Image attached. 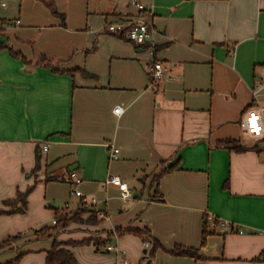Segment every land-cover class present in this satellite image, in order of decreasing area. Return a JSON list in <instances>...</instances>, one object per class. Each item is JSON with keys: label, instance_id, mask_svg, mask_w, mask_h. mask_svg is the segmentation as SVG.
Listing matches in <instances>:
<instances>
[{"label": "crops", "instance_id": "obj_1", "mask_svg": "<svg viewBox=\"0 0 264 264\" xmlns=\"http://www.w3.org/2000/svg\"><path fill=\"white\" fill-rule=\"evenodd\" d=\"M137 1L153 14L156 60L169 68L155 89L148 75L151 53L104 29L107 20L141 14L131 0H86L92 29L81 32L87 48L71 42L61 53L55 45V51L35 52L30 43L39 39H26L22 29L35 26L40 36L49 27L24 28L20 17L15 42L8 37L13 27L0 36V43L28 62L0 51V211L16 210L0 214V244L22 234L0 249V264L20 255L16 264H46L55 242L64 244L77 264H117L120 257L106 250L114 243L113 230L147 232L120 236L119 248L131 264L145 259L146 264H264V153L241 129L252 100L243 84L254 77L248 65L239 63L242 47L260 34L264 0ZM255 19L258 25H250ZM62 20L67 32H77ZM91 44L99 46L89 49ZM77 47L78 53L68 51ZM231 52L240 86L219 98L216 70L227 67ZM41 54L55 59L58 70L77 72L72 76L35 66ZM256 63L264 66V60ZM115 107L123 109L120 116L113 113ZM226 140L238 141L246 151L219 145ZM112 146L120 150L117 161L110 159ZM176 163V171L154 182ZM110 176L128 184L131 198L123 200L116 187L101 186ZM76 178L83 180L79 187L86 200L98 199L96 206L90 205L92 199L82 205L80 198L60 195L64 187L71 194ZM40 191L44 196H38ZM52 202L72 206L69 218L81 214L40 239L36 231L52 228L57 214L67 213ZM209 216L214 221L206 224L210 236L203 247ZM151 239L164 247L154 257L149 256ZM175 246L198 249L202 258L166 252Z\"/></svg>", "mask_w": 264, "mask_h": 264}, {"label": "rangeland", "instance_id": "obj_2", "mask_svg": "<svg viewBox=\"0 0 264 264\" xmlns=\"http://www.w3.org/2000/svg\"><path fill=\"white\" fill-rule=\"evenodd\" d=\"M132 2V0H131ZM2 3H5L7 5L6 8L2 7ZM143 4L142 2H140ZM55 8L58 11V13H64L65 16L60 17L53 14L52 10L46 8L42 4L38 3L36 0H0V20H5L7 22L5 28L9 30L10 26L15 28L8 33V37L15 42L16 37L20 36L22 34L26 35V39H29L28 37H37L38 43H30L33 46V49L35 52L39 50V48L43 49H50L52 51L57 50V53H61L63 49H68V44L73 43L74 45H83L85 48L88 46L86 43V37L87 35H83V33H86L85 31L91 30L90 28L91 24H89L87 21V11H86V0H55L54 1ZM20 17L21 21L25 26L28 25H36L38 27L46 26L49 28H43L42 35L38 36L37 33L40 31V28H35V26L30 29L29 27H26L23 33H20V35L17 34L16 31V18ZM66 18V24L70 28H73L77 30V32L70 33L69 31H66V27L62 26V18ZM68 19V21H67ZM238 22L239 19L237 18ZM238 22L232 23V25H235ZM251 22L250 25L257 26L258 21L255 19ZM87 24V25H86ZM88 27V28H87ZM87 28V29H86ZM90 28V29H89ZM86 29V30H85ZM54 30V32H52ZM42 31V29H41ZM51 31L52 33H48ZM83 33H82V32ZM79 34V35H78ZM78 35L79 37H75ZM81 35V36H80ZM113 36V35H112ZM115 38H118L114 36ZM2 38V37H0ZM257 39V40H256ZM255 41H249L242 47V53H240V56L242 55L241 62L242 65H248L250 67V73L251 76L254 77L253 80H251L248 85L243 84L245 88L250 91L251 90V99H252V90L256 86L257 81L261 76L264 75V66H258L259 64L256 63L258 60H264V15L261 19V30L259 36H256L254 39ZM54 43V44H53ZM54 45L56 46L54 49ZM240 45V44H239ZM95 46H99L98 44L92 45L91 47H88L89 49H94ZM102 46V44H100ZM107 47H111L112 45H106ZM93 47V48H92ZM78 49H70L71 54L78 53L80 48ZM29 52H31L32 47L29 46ZM83 50L86 52L83 48ZM253 56V57H252ZM227 57L229 60H231L227 67H218L215 74V80H216V90L218 89L217 93L220 95L219 98H225L227 96H230L233 90H235L238 86H240V80L238 81V75H236L232 70L233 66V59L231 58L229 54H227ZM259 57V58H258ZM253 61V62H252ZM255 61V62H254ZM260 63V62H259ZM240 68L241 64L238 65ZM209 76L207 80L208 83L211 84L212 79V72L209 70ZM245 74V72H244ZM246 75V74H245ZM240 78V77H239ZM150 81V79H149ZM218 87V88H217ZM242 129V128H241ZM244 139H248L247 137H244ZM76 187H71V194L67 193V187H64L62 189L61 196H67L71 195V198H74V194L72 193ZM78 189L83 193V195L87 196L84 191L82 190V187H78ZM44 196V191H40L38 193V196ZM36 198V197H35ZM92 197H87V200L90 201ZM106 199V198H105ZM82 201V199H80ZM96 202H98V199H95ZM91 202V201H90ZM53 204V202H52ZM55 205V204H53ZM66 205L70 207L69 204H59L55 205V207H58L60 209H65ZM68 215V211L66 213ZM19 235V234H18ZM16 235V236H18ZM22 235V234H20ZM15 236V237H16ZM13 244V243H12ZM150 256V255H149ZM129 261V260H128ZM142 264H146L147 260H143L141 262Z\"/></svg>", "mask_w": 264, "mask_h": 264}, {"label": "built area", "instance_id": "obj_3", "mask_svg": "<svg viewBox=\"0 0 264 264\" xmlns=\"http://www.w3.org/2000/svg\"><path fill=\"white\" fill-rule=\"evenodd\" d=\"M132 4L136 6L141 12L140 15L136 17H125L119 18L118 20H107L104 26V29L114 36L122 38L134 46L145 47L151 55L153 56V63L149 66V79L150 87L155 89L161 81L165 79L169 72L168 66L156 60L155 51L157 43L155 40L157 30L152 22L153 14L152 12L148 13L147 8L139 3L137 0H132ZM2 7H6L5 3L1 4ZM19 24V21H16V25ZM11 27V26H10ZM6 29V28H5ZM234 52L230 53V56H233ZM113 113L117 116H120L123 113L121 107H115ZM241 128L244 135L250 138L252 144L255 147H259L261 152L264 153V75L259 78L256 83V86L252 90V100L249 106L245 109L242 119H241ZM44 150H48V146L44 147ZM110 153V159L112 161L119 160L120 150L112 146ZM75 177V174H73ZM83 180L81 178H76L75 180V189L72 192L75 197L82 199V205L89 204L86 198L83 196V193L78 189L82 184ZM102 187L113 186L116 187L121 195L123 200H128L131 198L132 192L129 189L127 183H125L119 176H110L104 183ZM98 202L95 199H92L90 202L91 206H96ZM70 208L68 205L65 207V211H68ZM209 222H213V218L209 216L207 218ZM53 225L57 224V220L52 221ZM224 223L222 226H226ZM240 234L243 233L241 229L238 231ZM114 243L106 247L108 252H114L117 256L120 257V261L117 264H131L128 259L126 252L119 248L120 235L116 230L111 232ZM144 248L149 250L151 248V243L149 241L144 242Z\"/></svg>", "mask_w": 264, "mask_h": 264}, {"label": "trees", "instance_id": "obj_4", "mask_svg": "<svg viewBox=\"0 0 264 264\" xmlns=\"http://www.w3.org/2000/svg\"><path fill=\"white\" fill-rule=\"evenodd\" d=\"M36 1L40 4H42L43 6H45L46 8L52 10L54 15H56V16L60 15L55 8V4H54L53 0H36ZM6 24H7V22L5 20H0V36H2V33L5 31ZM0 51H8V53L12 57L20 58V59H22V61L24 63H28L26 58H24L21 53L16 52L8 44L0 43ZM157 53H158V47H156L155 56L157 55ZM35 66L51 69L55 73H61V74L69 73L72 76L74 75L75 72H77V71H66L65 72V71L58 70L57 69V67H58L57 61L53 58L47 57L44 54H41L37 57L36 62H35ZM219 145H222L231 151H236V152L246 151V149L244 147H242L240 145V143L236 140H226V141L220 142ZM178 168H179V163H176L174 166L164 170L158 176H156L154 179V182L157 184L165 174L173 173ZM27 194H28V192L24 195L22 194L21 196L26 197ZM158 199L162 201L161 196H159ZM25 203H26L25 200H23L24 206L19 209V212L20 211L23 212V209L25 207ZM14 211H16V210H13L10 212L0 211V214H7V213L10 214V213H13ZM80 214L81 213H77V214L73 215L71 218H69L70 217L69 215H61L60 213H58L56 218H55L57 220V224L55 226H53L52 228L45 227V228L41 229L40 231H36L35 234L40 239L49 238V237H51V235L55 231H58L60 229V227L65 228L69 224L74 222V220H76V218ZM207 223H208V220L206 218L205 219V225H204L203 232H202L201 245L203 247L206 245L207 239L210 236V232L208 231V225H206ZM125 233L134 234V235L143 237V235H145L147 232L141 231V230H126L124 232H120V236H122ZM21 238H22L21 235H18V236L13 237V238H9L8 240H6L2 244H0V249H4V248L10 246L12 243L16 242L17 240H19ZM150 242L152 243V248H151L150 254H149L150 257H154L158 249H164V247L160 244L159 241H157L155 239H151ZM80 244H83V243L82 242L81 243H69V244H65V245L77 246ZM63 246H64V244L55 242L53 247L47 253L46 264H77V261H76L75 257L73 256L72 252L70 250L64 248ZM166 252L169 253L170 255L174 256V257H180V258L181 257H187V258L195 259L197 261L202 258L200 255V251L198 249L185 247V246H175L172 250H166ZM20 257H21V255L18 256L14 261L8 262L6 264H16Z\"/></svg>", "mask_w": 264, "mask_h": 264}, {"label": "water", "instance_id": "obj_5", "mask_svg": "<svg viewBox=\"0 0 264 264\" xmlns=\"http://www.w3.org/2000/svg\"><path fill=\"white\" fill-rule=\"evenodd\" d=\"M137 196V194H134V196L133 197H136ZM148 264H150V263H148Z\"/></svg>", "mask_w": 264, "mask_h": 264}]
</instances>
